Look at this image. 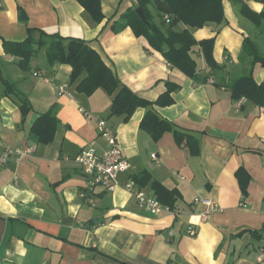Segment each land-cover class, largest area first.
<instances>
[{
    "label": "crops",
    "instance_id": "obj_1",
    "mask_svg": "<svg viewBox=\"0 0 264 264\" xmlns=\"http://www.w3.org/2000/svg\"><path fill=\"white\" fill-rule=\"evenodd\" d=\"M243 1L264 10L260 1ZM135 4L102 0L105 18L97 22L78 0H0V151L35 147L0 164V264H264V154L247 150L264 152V106L237 100L228 88L251 65L245 37L264 56V26L246 19L239 3L224 0L228 23L194 31L197 40L216 36L215 58L222 65L212 72L199 55L198 74L209 80L198 82L171 67L131 27L113 32L112 23ZM33 27L86 40L123 83L147 100L165 93L166 81L179 84L173 103L156 108L182 133L166 131L155 141L140 126L142 107L126 122L110 117L113 97L102 88L91 96L78 93L70 83L71 65H50L44 50L23 67L4 43L24 41ZM254 68L257 82L264 84V67ZM7 81L31 102L25 120ZM51 109L59 124L53 140L43 143L33 125ZM99 120L115 133L131 167L114 189L98 185L92 191L76 156L92 144L99 152L109 148L99 134ZM188 134L197 139V154L186 144ZM240 165L251 176L246 195L236 176ZM143 170L180 192L174 210L151 214L138 205L124 184ZM142 188L155 195L150 185Z\"/></svg>",
    "mask_w": 264,
    "mask_h": 264
},
{
    "label": "trees",
    "instance_id": "obj_2",
    "mask_svg": "<svg viewBox=\"0 0 264 264\" xmlns=\"http://www.w3.org/2000/svg\"><path fill=\"white\" fill-rule=\"evenodd\" d=\"M78 1L95 21L104 20L102 0ZM232 1L240 4V12L246 19L258 27L264 26V10L257 12L243 0ZM257 1L264 3V0ZM138 6L143 8L148 23L144 22L136 12ZM149 6L154 7L155 15ZM166 17L169 18V21ZM212 23H228L224 0H137V4L124 11L112 23L111 29L113 32L119 33L127 27H131L135 35L144 36L152 48L165 57L171 67L180 69L198 82L206 83L209 80V75L199 76L198 58L201 55L212 72L222 67L217 62L214 53L216 36L197 40L194 31ZM181 24L185 27L180 29L179 25ZM4 44L8 53L21 58L20 63L23 67L41 50H44L46 60L50 65L57 63L71 65L70 83L76 86L78 93L91 96L97 89L102 88L113 97L110 117L116 115L122 117V120L126 122L133 116L137 108H145L146 112L140 126L155 141L159 140L166 131L175 130L178 136L182 133L174 123L162 117L156 108L157 105L173 103L172 92L181 88L179 84L166 81L167 91L155 101L147 100L123 83L117 72L86 40L63 36L60 33L50 34L40 28H29L28 37L22 42L5 41ZM243 49L252 57L251 65L243 75L232 79L228 88L233 98L237 100L246 98L258 106H264V84L257 82L254 68L257 63L264 67V56L257 44L249 37H245ZM6 85L7 92L16 96L23 120H25L32 110L31 102L13 82L7 81ZM58 124L59 119L51 109L39 116L33 125V130L38 134L41 142L50 143L54 138ZM189 136L191 140L186 141V144L189 145L193 154H197L199 152L197 139L193 135ZM247 150L264 154V152L252 148H247ZM236 176L243 194L246 195L251 180L250 174L243 165H240ZM131 177L140 187L150 185L157 198L171 210H174L177 202L182 199L176 188L166 187L159 180L153 178L148 170H143L140 174H131ZM253 234L256 236L259 235V232L254 230Z\"/></svg>",
    "mask_w": 264,
    "mask_h": 264
},
{
    "label": "built area",
    "instance_id": "obj_3",
    "mask_svg": "<svg viewBox=\"0 0 264 264\" xmlns=\"http://www.w3.org/2000/svg\"><path fill=\"white\" fill-rule=\"evenodd\" d=\"M166 19L169 21L168 17ZM60 91L64 92L65 86H61ZM239 105H241V102H239ZM97 125L99 134L107 138L109 148L104 152H99L93 144L84 147L76 156V161L89 177V189L93 191L100 185L112 190L119 184L120 174L129 171L131 164L118 144L115 133L107 125V122L105 120H99ZM34 151L35 147L30 146L17 149L6 147L0 151V164H7L8 158L12 154H17L21 158ZM152 157L156 158V154H153ZM124 185L135 197L138 205L149 213L158 214L164 210H171L157 196L148 193L140 187L131 176H128V180ZM82 196L85 197L86 193H83ZM205 202L211 204V200H205ZM188 232L191 235H195L197 230L195 227L189 226ZM261 258H263V255Z\"/></svg>",
    "mask_w": 264,
    "mask_h": 264
},
{
    "label": "water",
    "instance_id": "obj_4",
    "mask_svg": "<svg viewBox=\"0 0 264 264\" xmlns=\"http://www.w3.org/2000/svg\"><path fill=\"white\" fill-rule=\"evenodd\" d=\"M136 12L138 13V15L143 19L144 22L148 23V20L146 18V15L144 13V10L141 6H138L136 8ZM26 18V15L23 11L20 12V19L24 20Z\"/></svg>",
    "mask_w": 264,
    "mask_h": 264
}]
</instances>
